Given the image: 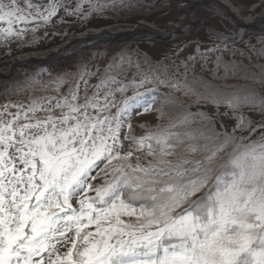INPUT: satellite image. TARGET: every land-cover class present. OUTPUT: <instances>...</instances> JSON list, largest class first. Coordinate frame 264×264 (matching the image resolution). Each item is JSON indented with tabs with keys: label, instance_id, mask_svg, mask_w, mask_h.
<instances>
[{
	"label": "snow or ice",
	"instance_id": "snow-or-ice-1",
	"mask_svg": "<svg viewBox=\"0 0 264 264\" xmlns=\"http://www.w3.org/2000/svg\"><path fill=\"white\" fill-rule=\"evenodd\" d=\"M134 6L0 0V45ZM207 27L0 86V264H264V35Z\"/></svg>",
	"mask_w": 264,
	"mask_h": 264
},
{
	"label": "rangeland",
	"instance_id": "rangeland-1",
	"mask_svg": "<svg viewBox=\"0 0 264 264\" xmlns=\"http://www.w3.org/2000/svg\"><path fill=\"white\" fill-rule=\"evenodd\" d=\"M182 0H129L130 3L136 5L130 10L108 11L104 14L105 18L97 19L93 17L88 27H82L80 21L74 18H68L69 22L60 25L61 31L59 34L49 31L51 35L45 37L43 33H40L41 39L35 43L25 44L22 48H18L15 43L10 47V55L8 57L0 58V63L9 59L11 55L15 56L25 49L37 50L44 49L53 45L64 42L69 36L73 34H79L85 30L100 29L109 27L112 31H119L121 29H131L136 24L144 22L152 25L155 28H164L168 24L180 25L182 21V13L179 10V5L182 4ZM234 7L238 8L241 16H244L254 9L253 16L264 15V0H229ZM189 13L193 16V20L190 23L183 24L188 33L177 37L174 40H164L158 37H153L150 33L143 32L138 37H119L113 39H107L110 36L103 35L102 41L97 43L95 41H85L84 44L72 43L67 50L63 53L65 55L60 56L58 59L53 60L49 65L58 66L57 70L70 69L77 62L78 59L89 60L90 57H99L93 60V63H99L101 65L111 56L118 52L119 49L125 46H130L133 49H139L143 53L149 54L153 58L161 57L169 49H174L177 44L183 46L190 41L199 40L201 44H208V27L219 30L225 33H239L244 40H248L249 37H257L264 35V24L256 26V28H250L246 30L243 27L236 25L235 20L230 14L221 7L213 4L194 5L189 8ZM64 33H67L64 35ZM118 39V40H116ZM113 40V41H112ZM252 44H256V40L251 41ZM252 62L264 64V59H257L255 56L252 58ZM258 68L252 69V71L258 72ZM23 76L18 79L17 82H23L26 77ZM94 82V81H93ZM239 83H249L248 81H239ZM1 85V84H0ZM14 86V84L9 83ZM178 99H183L185 103L188 102V98L181 96L180 93L175 94ZM17 97H13L16 99ZM22 99L24 97H21ZM0 100L3 102V97L0 95ZM174 111V109H173ZM134 126L147 123L149 125H155L157 118L155 113L144 114L137 116L132 121ZM137 135H141V129L135 127Z\"/></svg>",
	"mask_w": 264,
	"mask_h": 264
},
{
	"label": "bare ground",
	"instance_id": "bare-ground-1",
	"mask_svg": "<svg viewBox=\"0 0 264 264\" xmlns=\"http://www.w3.org/2000/svg\"><path fill=\"white\" fill-rule=\"evenodd\" d=\"M182 4L179 5V10L182 13V21L180 25L168 24L164 28H155L152 25L146 24L144 22L136 24L131 29H121L119 31H112L109 27L100 28V29H91L85 30L79 34H73L69 36L65 43L53 45L44 49H37L36 51L21 52L15 56H12L5 62L0 64V77H3L10 73L14 68L25 63H44L49 62L50 59L54 60L57 57L61 56L63 52L70 45L69 42L73 43L75 41L85 42L89 40L97 41L101 40V36L104 33H107L110 36L108 39H113L116 37H134L140 35L143 32L154 34L157 37H163L165 40H174L181 35L188 33L183 24L190 23V20H193V16L189 13V8L194 5H204V4H213L215 6L221 7L224 9L227 14H230L236 22V25L243 27L244 29L255 28L260 24H264V15L263 16H253L254 9L252 8L251 12L246 14L245 17L241 16L238 8L234 7L229 0H182Z\"/></svg>",
	"mask_w": 264,
	"mask_h": 264
},
{
	"label": "trees",
	"instance_id": "trees-1",
	"mask_svg": "<svg viewBox=\"0 0 264 264\" xmlns=\"http://www.w3.org/2000/svg\"><path fill=\"white\" fill-rule=\"evenodd\" d=\"M258 72H259V70H258Z\"/></svg>",
	"mask_w": 264,
	"mask_h": 264
}]
</instances>
